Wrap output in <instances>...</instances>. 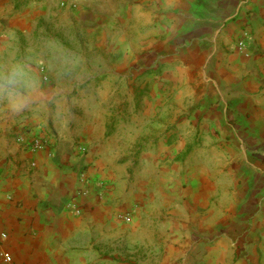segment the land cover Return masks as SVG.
<instances>
[{
	"label": "crops",
	"instance_id": "0c3cea01",
	"mask_svg": "<svg viewBox=\"0 0 264 264\" xmlns=\"http://www.w3.org/2000/svg\"><path fill=\"white\" fill-rule=\"evenodd\" d=\"M0 264H264V0H0Z\"/></svg>",
	"mask_w": 264,
	"mask_h": 264
},
{
	"label": "built area",
	"instance_id": "2783aa9c",
	"mask_svg": "<svg viewBox=\"0 0 264 264\" xmlns=\"http://www.w3.org/2000/svg\"><path fill=\"white\" fill-rule=\"evenodd\" d=\"M240 47L243 48L244 44L240 43ZM41 74H42V78L44 82H48L49 81V76L47 73V70L45 67L41 68ZM18 142L20 143V145L29 148L31 151H37L40 150L42 148H44L45 143L44 140L42 139H37V138H26L24 136H20L18 137ZM81 152H85V149L81 148ZM80 180L82 183L87 184L89 182V178L87 177L86 172H81L80 173ZM82 195L86 196L88 194V190L86 189V187L81 191ZM67 210L69 211H73L76 215H80L81 214V208L76 206L75 204H71L67 206ZM116 219L120 222H124V223H130L132 220L131 214L129 213H122L119 214Z\"/></svg>",
	"mask_w": 264,
	"mask_h": 264
},
{
	"label": "rangeland",
	"instance_id": "374dc122",
	"mask_svg": "<svg viewBox=\"0 0 264 264\" xmlns=\"http://www.w3.org/2000/svg\"><path fill=\"white\" fill-rule=\"evenodd\" d=\"M138 181H146L148 180V171H144V169L141 167L139 168V171L136 173Z\"/></svg>",
	"mask_w": 264,
	"mask_h": 264
}]
</instances>
